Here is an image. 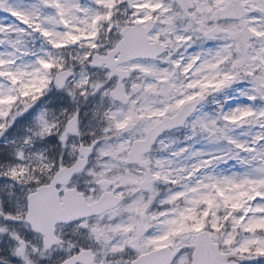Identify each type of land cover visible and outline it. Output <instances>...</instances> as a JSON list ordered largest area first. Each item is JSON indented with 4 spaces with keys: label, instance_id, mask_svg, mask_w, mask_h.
I'll return each mask as SVG.
<instances>
[{
    "label": "snow or ice",
    "instance_id": "snow-or-ice-1",
    "mask_svg": "<svg viewBox=\"0 0 264 264\" xmlns=\"http://www.w3.org/2000/svg\"><path fill=\"white\" fill-rule=\"evenodd\" d=\"M0 264H264V0H0Z\"/></svg>",
    "mask_w": 264,
    "mask_h": 264
}]
</instances>
